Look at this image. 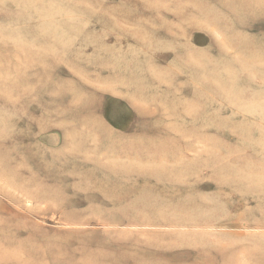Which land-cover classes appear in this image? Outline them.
Wrapping results in <instances>:
<instances>
[{
	"label": "rangeland",
	"instance_id": "374dc122",
	"mask_svg": "<svg viewBox=\"0 0 264 264\" xmlns=\"http://www.w3.org/2000/svg\"><path fill=\"white\" fill-rule=\"evenodd\" d=\"M0 264H264V1L0 0Z\"/></svg>",
	"mask_w": 264,
	"mask_h": 264
},
{
	"label": "bare ground",
	"instance_id": "6f19581e",
	"mask_svg": "<svg viewBox=\"0 0 264 264\" xmlns=\"http://www.w3.org/2000/svg\"><path fill=\"white\" fill-rule=\"evenodd\" d=\"M264 1V0H263ZM238 6L241 8V9H249V6H247V4L245 2H241V3H238ZM235 8V6L233 7V9Z\"/></svg>",
	"mask_w": 264,
	"mask_h": 264
}]
</instances>
